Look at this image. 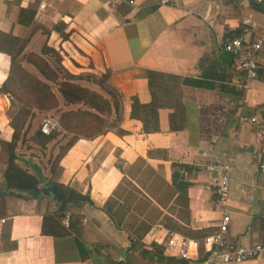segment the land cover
<instances>
[{"label": "crops", "instance_id": "1", "mask_svg": "<svg viewBox=\"0 0 264 264\" xmlns=\"http://www.w3.org/2000/svg\"><path fill=\"white\" fill-rule=\"evenodd\" d=\"M257 4V0H0V86L11 69V56L5 51L19 41L25 45L22 64L39 77L24 55H42L64 80L69 74L95 78L109 74L104 86L123 98L121 120L116 121L114 114L104 134L76 140L55 171L40 167L38 157L31 154L35 149L18 160L30 173L40 169L46 179L39 188L51 181L90 198L91 202L81 203L80 211L91 258L81 261L74 235L43 234L45 213L59 209L53 197L1 195L4 159L0 264H109L107 258L123 261L130 254L138 258L135 264H167L154 243L168 257L183 259L182 248L189 252L185 262L175 264H208L201 244L170 229L167 219L214 233L225 211L232 219L231 244L264 246V139L257 136L258 128H264V71L247 91L238 90L229 84L237 74L232 56L224 50V43L241 33L251 15L256 31L248 38L262 41L259 59L264 65V9ZM44 47L54 52L43 54ZM147 70L205 80L215 87L184 86L185 128L173 131V110L161 108L160 130L147 134L143 123L132 117L133 97L142 104L152 101ZM80 84L110 98L100 85ZM54 91L60 107L50 113L58 121L63 112L83 108L67 104L58 89ZM10 101L0 93V111ZM242 114L257 115L259 123H240ZM13 132L11 119L1 112L0 141H11ZM34 132L25 134L29 145L36 147ZM56 132L49 144L39 145L49 146V158H55L74 136L62 128ZM215 162L233 167L226 208L214 192L221 170L208 169ZM184 183L190 184L186 190L181 188ZM108 203L115 219L105 210ZM152 212H157L155 219ZM70 221L67 214L63 224L69 227ZM172 233L191 244L181 242L171 250ZM106 240L123 254L111 252ZM249 264H264V253Z\"/></svg>", "mask_w": 264, "mask_h": 264}, {"label": "trees", "instance_id": "2", "mask_svg": "<svg viewBox=\"0 0 264 264\" xmlns=\"http://www.w3.org/2000/svg\"><path fill=\"white\" fill-rule=\"evenodd\" d=\"M256 8L264 9V5L257 4ZM12 43V42H11ZM2 50V49H1ZM7 52L11 56V69L7 80L0 86V93L13 98L11 84H14L24 94L23 107L20 109V115L16 121L12 119V127L14 129L11 141H0L3 151L7 154L6 169L4 172L5 192L2 196L14 195L21 197L38 198L41 194L39 185L45 181L37 168L36 174L30 173L18 163L19 156L17 149L23 136L25 128L29 121L35 117V111H52L60 107V99L53 87L56 86L58 92L63 96L67 104H80L83 106L78 109L67 110L60 115L59 123L62 130L73 134V138L65 145L60 147L58 155L53 160L52 171L60 163V160L69 150V148L79 138H94L104 134L110 127V118L116 114V121L122 118L123 98L120 94L112 91L104 86L109 79V74H105L101 78L91 76H77L69 74V80L61 79L59 73L48 63V61L40 54L30 53L24 55L26 61L34 65L40 72L41 77L30 72L22 64L25 45L21 43L14 44ZM54 51L44 47L42 53L49 54ZM149 90L151 92L152 101L149 104H142L138 97L132 99V117L140 120L144 125L147 134L158 132L159 110L161 108H170V127L173 131H179L186 126L185 104L183 101V87H215L214 84L205 80H198L189 77H182L173 74H167L156 70H147ZM80 81H87L102 86L103 91L110 96L107 98L104 94L99 93L80 84ZM224 88L223 86H221ZM85 108V109H84ZM1 115V112H0ZM117 125H115L116 127ZM117 132L121 133L120 129ZM58 133L55 131L51 135H46L42 131H38L34 136L35 142L40 146H46L56 138ZM52 183L51 181L48 183ZM189 183H184L183 188L186 190ZM67 200L65 203L59 204V209L54 213H45L43 223V234L53 236L54 238H66L73 236L74 246L80 256L81 261L91 258L92 249L87 242L83 217L81 215V203L91 202L88 196H83L73 189H67ZM107 214L115 219L113 207L110 203L105 207ZM67 214H71L70 226L66 227L63 220ZM167 226L172 230L179 231L182 235L197 240L203 250L206 251L204 239L213 232L209 230H193L188 227L180 226L178 222H174L168 218ZM118 223V222H117ZM106 243V244H105ZM105 246L115 254H123L121 249L106 240ZM136 243H133V247ZM153 248L161 260L167 264L182 263L186 259H178L176 257H168L164 255L163 248L157 243L153 244ZM122 252V253H121ZM210 253L207 252L203 259L207 261ZM109 264H135L139 263L138 258L134 254L125 257L123 261H113L107 258Z\"/></svg>", "mask_w": 264, "mask_h": 264}, {"label": "built area", "instance_id": "3", "mask_svg": "<svg viewBox=\"0 0 264 264\" xmlns=\"http://www.w3.org/2000/svg\"><path fill=\"white\" fill-rule=\"evenodd\" d=\"M170 1L174 0H163L165 3ZM257 3L264 5V0H257ZM255 31L256 23L250 15L244 20L241 33L224 43V50L232 56L234 71L237 74L235 81L229 84L241 91H247L250 84L258 78L260 72L264 71V65L261 64L259 59L263 43L262 41L248 38ZM240 123L256 125L259 123V118L257 115L242 114L240 116ZM60 128L59 121L54 117H47L41 125V131L46 135H51ZM257 136L261 140L264 139V128H258ZM2 153L3 147L0 144V173L4 166ZM232 168V164L218 162L208 166L210 171L221 170L214 192L218 196V202L225 208L229 201ZM261 169L264 172V157ZM231 221L230 214L225 211L217 226V230L205 237V249L210 253V257L206 261L208 264H249L259 259L264 253V246L261 244L253 246L231 244L229 241ZM181 242L184 246L191 244V241H182L178 234L172 233L170 249L175 250ZM188 254L187 250L183 248L180 250V256L187 258Z\"/></svg>", "mask_w": 264, "mask_h": 264}, {"label": "rangeland", "instance_id": "4", "mask_svg": "<svg viewBox=\"0 0 264 264\" xmlns=\"http://www.w3.org/2000/svg\"><path fill=\"white\" fill-rule=\"evenodd\" d=\"M10 87H11V91L13 92L14 96H13V98L8 96V97H10L11 103L8 104V108L5 107L4 111H0V112H6V116L11 119V126H12V119L14 121H16L18 119V117L20 115V109L23 107V101H24L25 97H24L23 92L19 88H17L14 84H11ZM53 88L55 90L57 89L56 86H54ZM50 112L51 111H46V110L45 111H39V110L35 111V117L29 121L30 125H29V123L27 124V126L29 125V127H28V130L26 131V129H27V126H26L25 133L26 132L29 133V131L31 129H34V131H35L33 134V138H34L36 133L38 131H41V125L47 117H54L55 118L54 114H52ZM30 142L31 141H29L27 134H24L23 141L20 142L18 149H17L18 156L21 158H24V157L30 155L29 153H27V151L29 152L30 150L35 149V152H31V154L34 157H38V159H39L38 161L40 162V167H43L45 170H48V172H49V169L52 168V165L54 162L53 160L55 159L53 157V155H52V158H49V146L43 148V147H40L39 145H37V143L35 142L34 144H35V146L36 145L37 146L34 147V146L29 145ZM59 151H60V149H59ZM58 153H57V155H58ZM7 158H8L7 154L3 152V154H2L3 161H4V159H7ZM51 171H52V169H51ZM145 174H146L145 176L147 178H148V176H150L149 172H146ZM44 179H46V178H44ZM138 181L144 182L142 178H138ZM170 195L171 194L168 190H166L164 192V196L166 198L170 197ZM131 198H133V196H131ZM47 207H49V206H47ZM171 209L174 210L175 209L174 206H172ZM156 216H157V212H152L150 215L151 219H155Z\"/></svg>", "mask_w": 264, "mask_h": 264}, {"label": "water", "instance_id": "5", "mask_svg": "<svg viewBox=\"0 0 264 264\" xmlns=\"http://www.w3.org/2000/svg\"><path fill=\"white\" fill-rule=\"evenodd\" d=\"M41 193L43 195L49 196V197H53L54 200L58 203V204H62L65 203L67 200V190H65L60 184L58 183H50V184H46L42 189H41ZM128 254L126 253L125 256H127Z\"/></svg>", "mask_w": 264, "mask_h": 264}]
</instances>
